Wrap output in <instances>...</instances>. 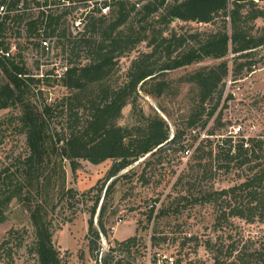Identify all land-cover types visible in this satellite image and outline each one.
<instances>
[{"label": "trees", "instance_id": "16d2710c", "mask_svg": "<svg viewBox=\"0 0 264 264\" xmlns=\"http://www.w3.org/2000/svg\"><path fill=\"white\" fill-rule=\"evenodd\" d=\"M259 2L264 0H103L78 16V26L83 27L72 41V52L78 56L86 48L89 61L72 63L60 74L51 70L37 77L28 68L17 43L11 51L14 44L7 33L10 24L19 25L25 21L28 36L34 38L33 45L47 50L51 37L56 36L58 42L67 38V29L61 25L72 7L66 0H0L7 4L6 13L0 14V111L14 110L18 129L26 136L29 148V153L14 171L11 168L0 170V221L4 219L3 210L12 201L20 200L25 204L34 228L27 251L35 258V264L67 263L66 256L54 243L50 215L61 202L65 201L69 207L97 188L92 187L78 197L74 187L66 188L63 184L58 188L57 199L45 202L41 196L46 186L44 172L56 155L68 160L73 172L82 160L95 164L112 160L106 178L109 183L97 190L88 209L87 246L96 264H141L136 258L139 253L144 256L146 245L137 233L116 239L99 261L100 236L108 234L105 218L109 197L118 178L136 175L141 164L147 169L152 158L163 152L165 146L179 144L182 152L191 151L184 145L186 138L197 142L192 159H196L198 170L203 174L212 170L216 163L215 169L226 172L236 169L243 173H239L242 180L230 187L205 189L199 196L190 193L183 198L188 202L216 205L219 209L216 225L230 218L249 223L264 220V134L235 140L232 132L218 133L228 130L231 124L224 119L225 105L220 106L226 79L232 76L238 80L248 75L256 69L257 61L264 64V55L257 57L258 50L264 47V25L256 27L255 23L258 18H264V7ZM62 4L64 7L60 10ZM34 8L39 9L36 16L31 13ZM137 13L141 14L139 29L132 22L133 14ZM155 16H158V24L148 34L141 23ZM175 20L205 24L219 20L222 23L211 31L179 33L169 28ZM249 22L253 25H247ZM147 39L152 49L133 59L119 82L114 78L117 58ZM44 40L48 43L44 44ZM208 59L217 62L186 71L176 78L179 85L190 84L196 91L193 107L183 125L176 127L171 136L169 123L157 111L147 113L140 98L143 94L156 99L168 96L173 87L171 72ZM49 75L59 78L69 93L63 97L60 107L45 100L39 103L36 99L37 92H43L33 84L49 80ZM128 105L132 106L134 121L121 124L119 119ZM82 109L89 112L88 117L83 118ZM161 110L166 112L162 107ZM58 112L68 116L66 132L51 127ZM211 123L214 124L210 127ZM219 134L225 136L216 139ZM141 158L144 159L138 162ZM125 169L128 170L121 175ZM33 193L38 196L34 197ZM167 210L162 208L159 214L165 215ZM96 214L99 227L94 221ZM153 216L154 209L149 219ZM9 231L10 235L20 232L15 228ZM153 232L151 246L156 248L167 237ZM10 240H3L1 245L5 247ZM262 245L253 250L232 247L227 259L222 260V250L217 244L211 239L205 242L215 264H264V243ZM80 256L84 258L85 251ZM152 264L182 263L180 259L169 262L155 251Z\"/></svg>", "mask_w": 264, "mask_h": 264}, {"label": "rangeland", "instance_id": "374dc122", "mask_svg": "<svg viewBox=\"0 0 264 264\" xmlns=\"http://www.w3.org/2000/svg\"><path fill=\"white\" fill-rule=\"evenodd\" d=\"M102 1L66 0V4L72 7V12L66 15L61 25L62 28L67 29V38L63 39V42H58L56 36L51 37V45L47 50L33 45L31 40L34 38L28 36L25 21L19 25L10 24L7 31L9 40L13 44L17 43L18 48L21 47V52L25 56L24 60L33 75L38 77L51 70L60 74L66 69V66L72 65V63L80 64L89 61L86 48L82 49L78 56L72 52V41L76 38L74 35L79 33L83 27L82 25L78 26L80 23L78 16L85 9L90 10L93 6H97L96 3ZM86 4L89 6L85 7ZM259 4L264 7V2H259ZM63 5L60 10L64 7ZM38 11V8H34L31 13L36 16ZM102 12L105 13L106 9ZM140 18V13L133 14L132 22L137 29L140 27ZM156 19L158 16L152 17L147 23H141L146 27L148 34H151V28L158 24ZM221 23L219 20L208 24L175 20L169 25V28L175 29L179 33H193L215 30L221 26ZM255 23L256 27L264 25V18H258ZM247 25H253V22H249ZM149 40L135 44L130 51L117 58L118 63L114 69L115 79L121 82L132 60L142 52L152 49ZM261 55H264V47L258 50L257 57H261ZM214 62L217 60L208 59L171 72L170 78L173 80V87L168 96L156 99L143 94V97L140 98L147 113L157 111L169 123L171 136L176 127L183 125L186 115L194 105L196 91L190 84L179 85L176 78L186 71ZM256 65L253 72L238 80H234L232 76L226 79L220 106L225 105L224 119L231 124L228 125V130L223 129L218 133L232 132L235 140L241 136L260 137L264 134V64L262 61H257ZM49 76V80L33 84V87L40 88L43 92H37L36 99L39 103L45 100L60 107L63 97H67L69 93L58 80L59 78H55L54 75ZM177 90L179 92L174 94ZM161 107L167 113H164ZM81 111L80 114L83 118L88 117V111L83 109ZM15 115L12 109L0 111V170L2 171L6 168H11V171H14L18 167L19 161L29 153L26 136L18 129ZM133 118L132 106L128 105L123 109L119 120L121 124H129L134 121ZM67 119L68 116L58 112L51 121V127L57 131L66 132ZM213 124L211 123L210 127ZM222 134L216 136V139L225 136ZM184 143L191 148L189 153L182 152L179 144L167 145L163 152L152 158L147 169L141 164L137 167L136 175L118 178L109 197L108 213L105 218L108 234L101 233L99 258L110 245L115 243L116 239L121 240L136 233L142 237L144 245H146L143 249L144 256L143 254L140 256L139 253L136 258L141 264H152L155 251L167 258L169 262L180 259L182 264H215L213 254L205 248V242L208 239L214 241L217 247L222 250V260L227 259L228 250L232 247L239 249L247 247V249L253 250L263 246L264 220L257 219L249 223L240 218H230L216 225L219 210L216 205L211 202H188L183 198L190 193H193L194 197L199 196L205 189L217 190L230 187L242 180L239 176L241 170L232 169L226 172L224 169H215L218 163L212 170L203 174L198 170L196 159H192L194 144L197 145V142L195 143L192 138H186ZM143 159L141 158L138 162ZM111 164V159L98 164L82 160L80 167L73 172L69 161L62 160L56 155L46 166L44 172L46 186L41 192L45 202L46 200L55 201L59 192L58 188L63 184L66 188L74 187L78 191V197L85 195L82 193L89 191L92 187H97L80 198V202L75 200L69 207L65 201L61 202L52 216L50 215L54 227L53 240L55 245L61 249L62 254L66 256V264L95 263L89 254L86 239L88 209L98 193L97 190L109 183L106 178ZM63 169L65 173H63ZM127 170H123L121 175ZM104 192L101 194V200ZM33 194L34 197L38 196L36 193ZM162 208L168 209L167 214H159V210ZM152 209H154V216L150 220L149 214ZM3 213L4 219L0 221V264H35V258L27 251L28 245L33 240L34 232L27 207L22 201L14 200L3 210ZM94 221L98 226L97 214ZM11 228L20 232L10 235ZM153 231L157 232V235L167 237L156 248L151 246ZM7 238L11 240L3 247L1 244ZM82 251H85L84 258L80 256Z\"/></svg>", "mask_w": 264, "mask_h": 264}, {"label": "built area", "instance_id": "2783aa9c", "mask_svg": "<svg viewBox=\"0 0 264 264\" xmlns=\"http://www.w3.org/2000/svg\"><path fill=\"white\" fill-rule=\"evenodd\" d=\"M41 2H47V1H51V0H40ZM46 6H41V8H45ZM6 11H7V4L6 3H0V14L1 15H3V14H5L6 13ZM43 43L44 44H47L48 43V41L47 40H44L43 41ZM15 44L14 45H12V49H11V51H14L15 50ZM190 152V150H187L186 152ZM188 152V153H189ZM152 207H153V205H152ZM114 229H115V227H114ZM99 261L101 262V256H100V258H99ZM94 264H96V262L94 263Z\"/></svg>", "mask_w": 264, "mask_h": 264}]
</instances>
